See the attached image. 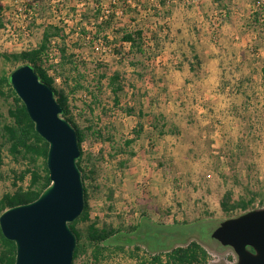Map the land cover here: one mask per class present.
Here are the masks:
<instances>
[{
	"label": "rangeland",
	"instance_id": "1",
	"mask_svg": "<svg viewBox=\"0 0 264 264\" xmlns=\"http://www.w3.org/2000/svg\"><path fill=\"white\" fill-rule=\"evenodd\" d=\"M0 22V52L35 48L44 30L60 28L44 67H57L61 49L72 61L58 67L62 75L54 87L68 96L73 120L85 133L84 155L97 161L94 179L85 182L90 220L127 228L148 219L174 227L159 233L166 245L195 241L206 251L204 264L234 263L232 248L210 234L221 221L240 215L223 210L228 198V204L252 199L249 211L264 207V103L246 102L243 91L234 96L232 90L250 79L259 95L263 89L264 0H0ZM134 29L143 31L148 56L122 42V33ZM209 62L219 69L221 84H228L227 95L213 103L184 98L186 82L198 79L189 64ZM20 63L1 61L0 70L8 74ZM115 73L122 85L117 93L108 84ZM77 83L84 88L72 92ZM11 103L0 96L3 116ZM158 114L166 122L163 136L152 129ZM137 123L142 132L123 147ZM119 148L125 153L116 154ZM24 163L4 150L0 196L15 189L11 170ZM138 244L137 251L120 249L109 239L100 244L98 260L88 248L75 262L150 264L153 253Z\"/></svg>",
	"mask_w": 264,
	"mask_h": 264
},
{
	"label": "trees",
	"instance_id": "2",
	"mask_svg": "<svg viewBox=\"0 0 264 264\" xmlns=\"http://www.w3.org/2000/svg\"><path fill=\"white\" fill-rule=\"evenodd\" d=\"M30 7V5H29ZM34 7V6H33ZM2 23L0 22V26ZM52 30V31H51ZM60 28L57 26H50L44 30L41 38V42L35 48L14 50V51H2L0 52V62L19 63L16 67L22 64H29L39 78L50 85L54 91V95L62 108V116L65 117L74 127L78 145L80 149V156L77 159V165L81 171L82 181L84 184V208L82 213L74 221L69 223V226L76 236V245L73 252L72 264H76V259L83 253L87 252V249L92 250L91 256L93 259L98 260L101 255L102 247L100 244L106 243L109 239L115 243L117 248L122 249L125 245L132 246L136 251L139 250V244L146 245L147 251L153 253L150 257V264H204L206 260V251L204 248L195 241L185 242L180 240L179 243H173L172 245H166L159 233L163 231H171L173 228L160 226L151 223L148 219L140 220L134 225H130L127 228H113L111 226H98L96 220H90L89 207L87 202L88 190L85 182L95 174V165L97 163L96 158L91 154L84 155L82 150V142L85 139V133L82 129L75 124L70 112V105L68 96L63 90L56 89L54 87L55 79L60 74L57 70L58 67L63 69V65L66 63H72L66 56L65 50L61 49V59L57 63V67L50 66V68L44 67L45 59H47V49L51 43V38L58 36ZM122 42L128 43L132 52L140 54L142 56H148L143 47V31L141 29H134L125 31L121 35ZM15 67V68H16ZM54 67V68H53ZM52 69L55 74L52 75L49 71ZM9 74L0 70V96H7L12 98V103L7 108V115L3 116L0 113V164L3 161L4 150L11 156L14 161L21 159L25 167L21 170H11L13 173L12 185L15 189L12 192L3 193L0 196V213L8 207H12L18 204L28 203L35 200L40 193L50 184L48 170L46 167V153L48 144L38 135L35 131L34 124L29 118L25 106L13 91L10 82ZM119 76L117 73L113 74L108 81L110 89L113 93H117L122 89V85L118 83ZM4 88L7 89L5 92ZM84 86L77 83L72 92L77 89H83ZM114 103L119 104V99L114 98ZM138 117L141 118L143 112L138 110ZM154 124L152 129L156 131L158 136H163L166 122L164 117L160 114L154 115ZM138 128L133 129L134 138L127 139L123 142V147L128 148L142 132L143 126L141 123H137ZM87 130H92V126H88ZM92 133L102 138V134L99 131L92 130ZM108 138V137H107ZM118 153H125L124 150L119 148L115 151ZM41 159V162H40ZM28 176V182L23 184ZM112 191L107 194V199L110 201L108 208H112L111 199ZM228 198V196H226ZM229 198L226 202L222 203V208L225 212H236L240 214L249 211V205L252 202L250 200L240 199L228 204ZM86 223L85 226L79 227L78 224ZM161 228V229H160ZM85 237L86 243L82 241ZM148 240H154L149 243ZM148 242V243H147ZM165 257L163 259L162 257ZM15 262V244L13 241L7 240L1 234L0 231V264H14Z\"/></svg>",
	"mask_w": 264,
	"mask_h": 264
},
{
	"label": "water",
	"instance_id": "3",
	"mask_svg": "<svg viewBox=\"0 0 264 264\" xmlns=\"http://www.w3.org/2000/svg\"><path fill=\"white\" fill-rule=\"evenodd\" d=\"M9 82L35 131L48 144L50 184L35 200L0 213L1 234L15 244L14 264H72L76 236L69 223L84 208L76 131L62 116L52 87L29 64L14 68ZM210 235L232 248L236 254L232 264H264V207L221 221Z\"/></svg>",
	"mask_w": 264,
	"mask_h": 264
},
{
	"label": "crops",
	"instance_id": "4",
	"mask_svg": "<svg viewBox=\"0 0 264 264\" xmlns=\"http://www.w3.org/2000/svg\"><path fill=\"white\" fill-rule=\"evenodd\" d=\"M219 10L221 11V9ZM220 13L221 15L225 14V12H222V11ZM194 26L195 24L189 25V27H194ZM193 55L194 56L197 55L195 51ZM198 59H201L200 56H198ZM200 65L199 67L195 68V65L189 64V69H191L192 72L196 73L198 79L192 80L191 78H189L191 81L186 82L184 86V89H185L184 98L187 97L190 100L197 101V100H200L202 97L204 101H211L213 103L214 101H216L218 95L226 96L227 95L226 90L228 89L229 86L228 84H221V82L218 80V74L220 73L219 69L217 67L214 68L213 66H211L210 62L204 65H201V66ZM260 78L261 79L263 78L262 83L260 84V87L258 86L260 91H261V88H263L262 91L260 92V95H259V92L256 89H254V86L256 84H254L252 79H250L249 81L245 80L244 85H242L241 88H237L238 86L232 88V90L234 91L233 95L234 96L240 95L243 91L246 102L253 103L254 101L255 102L260 101V103L263 104L264 103V76L261 75Z\"/></svg>",
	"mask_w": 264,
	"mask_h": 264
},
{
	"label": "built area",
	"instance_id": "5",
	"mask_svg": "<svg viewBox=\"0 0 264 264\" xmlns=\"http://www.w3.org/2000/svg\"><path fill=\"white\" fill-rule=\"evenodd\" d=\"M90 264H95V263L91 262Z\"/></svg>",
	"mask_w": 264,
	"mask_h": 264
}]
</instances>
